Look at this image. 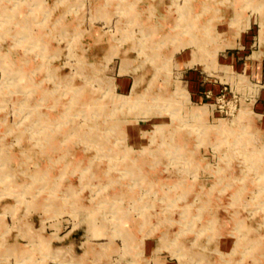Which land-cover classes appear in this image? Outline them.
<instances>
[{
    "label": "rangeland",
    "instance_id": "obj_1",
    "mask_svg": "<svg viewBox=\"0 0 264 264\" xmlns=\"http://www.w3.org/2000/svg\"><path fill=\"white\" fill-rule=\"evenodd\" d=\"M260 61L264 0H0V264H264Z\"/></svg>",
    "mask_w": 264,
    "mask_h": 264
},
{
    "label": "crops",
    "instance_id": "obj_2",
    "mask_svg": "<svg viewBox=\"0 0 264 264\" xmlns=\"http://www.w3.org/2000/svg\"><path fill=\"white\" fill-rule=\"evenodd\" d=\"M241 53L239 51L237 52H228L227 53V56H226V61L228 64H230L228 67H231L233 70H237L238 67L240 68V70H242V67H243V63H239L238 60L240 59V56ZM185 59L182 60L183 63H185ZM245 66H247V63L245 64ZM249 71L251 74V77L254 81H257V82H260L262 83L264 81V62H257V63H254V64H249ZM193 74V72L191 73ZM208 80H205L204 82V87L201 86V84L199 83L198 86L197 84L194 86L193 88V93H194V96H198V97H201L202 100L204 99H209L207 97V94H211V98H214L217 94H219L221 92V90L219 91V89L217 88V86L213 85V84H207ZM212 83V82H211ZM208 89H211V90H208ZM212 91V92H211ZM206 95V96H205ZM262 109H264V103L263 104H260Z\"/></svg>",
    "mask_w": 264,
    "mask_h": 264
},
{
    "label": "built area",
    "instance_id": "obj_3",
    "mask_svg": "<svg viewBox=\"0 0 264 264\" xmlns=\"http://www.w3.org/2000/svg\"><path fill=\"white\" fill-rule=\"evenodd\" d=\"M249 95H250V93H249ZM207 97L210 99L211 98V94H207ZM251 97L255 98L254 94H252ZM252 98H251V100H253ZM242 105L243 104H223V106H219V107L223 108V107L228 106V112H230L231 114H234L237 111L238 107H242ZM211 106L216 107L215 104H211Z\"/></svg>",
    "mask_w": 264,
    "mask_h": 264
}]
</instances>
